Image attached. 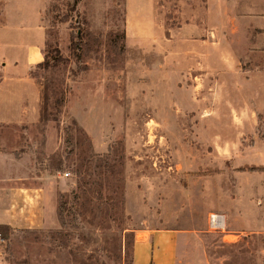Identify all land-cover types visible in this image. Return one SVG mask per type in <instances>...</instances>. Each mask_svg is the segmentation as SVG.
I'll list each match as a JSON object with an SVG mask.
<instances>
[{
	"label": "rangeland",
	"instance_id": "374dc122",
	"mask_svg": "<svg viewBox=\"0 0 264 264\" xmlns=\"http://www.w3.org/2000/svg\"><path fill=\"white\" fill-rule=\"evenodd\" d=\"M42 4L51 66L32 76L56 119L40 98L38 121L0 127V264H135L142 241L173 264H264V49L179 41L206 0Z\"/></svg>",
	"mask_w": 264,
	"mask_h": 264
},
{
	"label": "crops",
	"instance_id": "0c3cea01",
	"mask_svg": "<svg viewBox=\"0 0 264 264\" xmlns=\"http://www.w3.org/2000/svg\"><path fill=\"white\" fill-rule=\"evenodd\" d=\"M206 4L204 16L199 21L184 22L177 30L179 41H193L192 44L197 42L196 46L204 47V55H200L202 60L209 57V60L237 61L243 55L250 56L256 49H264V0H206ZM42 5V0H2L0 127L25 126L40 117V87L32 71L45 56L47 33ZM12 153V150L0 148V171L2 162ZM1 180L0 188H4ZM16 185V189H23ZM7 205L8 202L0 201V207L4 206L5 210ZM1 216L0 213V224H3L5 220ZM226 218L233 231L249 230L247 223L246 227H233V216L230 220L229 214L224 215V226ZM256 230L262 231L261 228ZM172 257L170 251H164L159 258L151 242L136 244L135 264H173Z\"/></svg>",
	"mask_w": 264,
	"mask_h": 264
},
{
	"label": "trees",
	"instance_id": "16d2710c",
	"mask_svg": "<svg viewBox=\"0 0 264 264\" xmlns=\"http://www.w3.org/2000/svg\"><path fill=\"white\" fill-rule=\"evenodd\" d=\"M78 38H81V35H78ZM80 42V41H79ZM53 55L55 60L62 59L60 56V51L58 48L53 49ZM50 61L47 55L44 56V60L37 64V67L49 69ZM38 85L42 84L41 81L36 80ZM56 89H54V84L51 81H47L41 87V114L44 119L51 118L56 119L54 115V108L56 107ZM13 230L10 225L0 224V234L3 235L4 239L9 237V232ZM150 264H153L151 262Z\"/></svg>",
	"mask_w": 264,
	"mask_h": 264
},
{
	"label": "built area",
	"instance_id": "2783aa9c",
	"mask_svg": "<svg viewBox=\"0 0 264 264\" xmlns=\"http://www.w3.org/2000/svg\"><path fill=\"white\" fill-rule=\"evenodd\" d=\"M210 221L215 229H222L224 227V216L221 214H212Z\"/></svg>",
	"mask_w": 264,
	"mask_h": 264
}]
</instances>
